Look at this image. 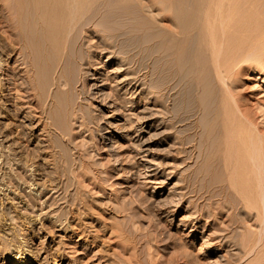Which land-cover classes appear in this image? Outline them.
I'll list each match as a JSON object with an SVG mask.
<instances>
[{"label": "rangeland", "instance_id": "1", "mask_svg": "<svg viewBox=\"0 0 264 264\" xmlns=\"http://www.w3.org/2000/svg\"><path fill=\"white\" fill-rule=\"evenodd\" d=\"M0 1V8L9 2ZM222 1L219 7L228 10L224 22L230 20L222 40L227 55L234 51L232 66L219 80L210 61L198 62L202 90L191 100L187 80L167 71L164 55L174 41L180 46L179 19L199 29L203 12L218 0H179L188 19L170 11L174 0H121L124 27L103 29L98 16L76 37V55L84 59H76L75 81L60 79L52 88L57 69L55 75L48 71L51 76L45 69L39 73V82H50H40L44 89L29 95L26 111L42 121L30 120L38 129L22 124L20 154L11 138L13 107L0 97V264H17L22 257V264H264L262 168L255 170L261 172L260 192L253 190L258 198L234 192L222 145L228 116L241 117L264 140V58L245 60L247 49L237 46L264 25V0ZM15 58L8 59L9 67ZM18 73L17 78L25 74ZM218 81L225 82L223 89ZM203 89L218 101L224 94L233 98L230 110L224 113L218 101L207 108ZM38 176L44 191L29 184Z\"/></svg>", "mask_w": 264, "mask_h": 264}, {"label": "bare ground", "instance_id": "2", "mask_svg": "<svg viewBox=\"0 0 264 264\" xmlns=\"http://www.w3.org/2000/svg\"><path fill=\"white\" fill-rule=\"evenodd\" d=\"M8 1H9L8 3H7V1H5L6 3L3 5V8L1 6L2 10L0 12V97H4V98L6 97L4 100V104H6L7 106L13 107L12 112H13V115H15L14 118L16 117L15 121L17 122V123H15V126L18 127V129L15 127L14 134H13L14 136L11 138H13L12 143L14 144V146L16 148L15 153L20 154V152L23 151V150L20 151V149L23 147L22 141L20 142L21 129H22V127H24L22 124H24L26 122L31 127V129H36L37 127L35 128V125L31 126L32 123L30 120H34V122L36 121L37 124H39L42 121V117H40L42 115L37 116V115L32 114L33 113L32 111L31 112L26 111L27 109L28 110L30 109L29 105H28L29 95L31 93L33 94V92L36 90L41 91L44 89L42 86L43 84L42 85H40V84L46 79L43 78V81L42 82L40 81L41 82L40 83L39 78H41L42 75L40 77L39 73H41V71L42 70L44 71V69H45V70H47L46 72L49 71L51 74L54 72L53 74L55 75V71L57 69V71H56L57 76L56 77L53 76L54 78L52 77V81L50 83V87H52V88L58 87L57 85L59 84L58 82L61 81L60 79H63L66 81H68V79H71V81L70 80L69 81L73 82L75 75L78 73V71L76 69L77 66H75V65L77 62L79 63V61L81 60L79 58L80 57L79 53H78L79 55L77 57V55H76L77 51L74 48V46H75V43L77 42L76 37L77 38L79 37L78 35H80L79 33L82 32V29H86L88 26L92 27L93 24L96 22L98 16H101L99 25L103 29L114 28V27H118V26L124 27L125 23L128 20H127L126 15H125L126 13L124 14L123 13L124 11L121 9V11H123V12H121L119 9L120 4H118V3L121 0H101V1H98V2H101L102 5L101 4L99 5V3L97 5V0H8ZM180 1L182 3V0H180ZM215 1H217V0H215ZM218 1L219 2H218V4H215V6L216 5L217 6L216 7L214 6L215 7L214 9H211L209 11L207 10V11L203 12L204 13L203 14L204 15L203 16L204 22L202 23V26L200 25L199 29L196 28L198 26H194V25L190 26L191 22L189 23L187 21L189 23V25H188L187 22H185V20L183 22L182 19L180 20L179 18H177L178 16H180L181 18L185 17L188 19V17H186V16H187V14H189V12L187 13V11L181 7L182 4L179 2V0L178 1L174 0V3L171 2L173 4V8L170 11H172L173 14L177 15L176 19L177 20L179 19V22L182 21V23H183V24L181 23L183 25V27H181L179 25L181 33L183 36H180V37L176 36V37H178V39H180L178 42L180 46H177L175 44V41L174 42L172 41L173 44L175 45L174 46L175 48L174 47L173 48L171 47L172 49L167 48L168 50L166 51V54L164 55L165 60H167L165 62L166 66H165V64H163V65L166 67L167 71L172 72V74H177V75L179 74L180 80H183V81L187 80L186 84H185L186 85L185 86V92H186V95L188 96L187 97L188 100L192 97V95H193V97L195 96L194 95L195 90L197 91L200 89L199 82L197 80V71H198V67H199L198 62H200L201 60L202 61H210V64H212L211 67L213 66V68L215 70L214 73L217 74L219 80H223L222 79L223 77L221 74L222 73L227 74V72L229 70V69L227 70L228 65H229L228 63H230L229 59L231 61L234 58V57L229 58V55L231 53H233L234 51H232V52L230 51L231 53H228V55H227L226 50H228L229 48H227L228 46L225 48V46L228 44L226 43V45H225L223 43V40H222V36L225 37L226 35H228V34H226V26L227 25L225 23L229 22L230 20L229 21L226 20V22H224L226 17H227V15L224 14V12L228 11V10H226V7L224 6L225 10L223 9L224 11H222L221 10L222 8H220L219 5L223 1L222 0H218ZM234 1H236V0H234ZM0 3L2 5L1 1H0ZM241 4H242V2H241ZM245 4L247 5L248 3H245ZM117 5H119V6H117ZM246 5H245V7H246ZM98 6H102L104 11L100 10V7L98 8ZM247 6H250V5H247ZM221 7H222V5H221ZM230 7L232 8L233 5L230 6V4H229L228 8H230ZM206 8H207V6H206ZM231 8L229 9V11L231 10V11L235 12L238 9L237 7H236L237 8L236 10H234L235 9L234 7H233L234 9L232 8L233 10ZM249 8H251V7H249ZM239 9H240V7H239ZM231 13H233V12H231ZM102 14H103V16H102ZM227 14L230 17V15H229L230 12H227ZM245 14H247V13H245ZM253 14L255 15L256 13H253ZM233 15H234V13H233ZM245 17H246V15H245ZM227 19H229V18H227ZM232 19L234 22V17ZM240 19H241V16H240ZM245 19H247V18H245ZM253 20L255 22V19H253ZM237 21H236V23H237ZM244 24H246V23H244ZM244 24H243V26H244ZM175 25H176V23H175ZM262 25L258 26V27H254L253 29L250 28L251 30H254V31H252V33L251 32L249 33V31H248L250 36L247 37L246 39L243 37V32L240 31L241 32L240 35H242V37L245 39V40L243 39L244 42H241L242 45L237 44L238 43L237 41L240 42V40L242 38L237 39V41H235L237 43L232 41V43L234 42L233 45L235 44V46H236V44H237L238 47L241 46V50L243 49V51H244V48L247 49L246 54H248V55H246V58H244L245 60H247V58L250 61H251V59H254V58L256 59L257 57L262 58V59L264 58V25H263V28H261ZM192 26H193V28H192ZM229 26H231V24ZM233 27H235V25L234 26L232 25V28ZM250 27H251V25H250ZM230 28L228 30H230ZM238 29H240V27ZM193 30H194V32H193L194 35L192 33ZM224 30H225L226 35L223 34ZM230 32L228 31L227 33H230ZM190 33H192V34L189 35ZM232 34H233V31H232ZM237 34H236V37L238 36ZM245 34H247V33H245ZM233 36H234V34H233ZM192 38H194L195 40ZM186 39L188 41V42L186 41L187 44L184 43V41ZM180 41H182V42H180ZM224 41H226V39ZM180 43L181 44L184 43L185 46H182ZM232 43H231V45H232ZM74 49L76 52H73ZM243 51H241V54H243V56H241V57H245V55H244L245 52L243 53ZM228 52H229V50H228ZM236 54H237V52H236ZM14 55H17V59L15 58L16 60L14 61L15 65L9 67L8 59H10L12 56L14 57ZM82 56H83V54H82ZM82 56H81V58H83ZM248 56L252 57V58L250 59ZM230 57H232V54ZM76 59H80V60H76ZM44 61L46 62V64L44 63ZM237 61H236V63H237ZM39 65H42L43 67L39 66ZM73 66H75L76 71L74 70ZM200 66H201V64H200ZM21 70L22 71L24 70L25 74H22V78H17V76L19 74L18 72ZM205 70H206V68H205ZM226 70H227V72H226ZM46 72H44L43 74H45ZM49 72L46 74L49 75ZM51 74L49 76H51ZM200 74H201V72H200ZM19 76H21V75H19ZM49 76H44V77H49ZM198 76H199V74H198ZM172 78H174V77L172 76ZM75 79H74V81H75ZM47 80H48V78H47ZM47 80H46V83L48 84L50 81L49 80L47 81ZM137 82H139V81L136 80V83ZM221 82L218 81V83H221ZM222 83H224V85H225V82H222ZM222 83H221V86H222ZM44 85H45V83H44ZM139 85H140V83H138V86ZM47 86H45V87H47ZM69 86H71L70 83H69ZM224 87L222 86V89ZM45 89H47V88H45ZM200 90H202V89H200ZM209 91H210V89H209ZM209 91H207L209 94L208 95L206 91L204 93V89H203L204 94H201L202 95L201 97H202L205 105H207V108L209 107L210 110H212L217 105L218 100H216L214 95L210 94L211 91H210V93H209ZM226 91H228V90H226ZM226 91H224L223 93H226ZM6 92H8V93H6ZM224 95H222L221 98L220 97L218 98V96H216V97L218 99H220V101H218V106L221 107V110H223L224 113H227L230 110L229 106H230L231 101H232L231 99H233V98H231L229 96L226 97ZM226 95H229V94H226ZM33 97H35V96L33 95ZM198 98L200 99V97H198ZM227 98H229V99L231 98V99L228 100ZM219 102H220V105H219ZM235 105L237 107V104H235ZM231 106H232L231 107V109H232L234 105H231ZM234 109H236V108H234ZM236 110L238 111L239 109H236ZM6 114H7L6 110L1 111L2 118H5ZM231 116H234V114H232ZM228 117H230V116H228ZM228 117H226L225 123H224V142L222 143L223 148H224V153H223L224 154L223 155L224 156V164L228 168V169L226 168V171L227 170L231 171V172L228 171L227 174L229 175V172H230L231 184L233 186L232 188L234 189L233 191L237 192V190H238L239 192H241V195L248 198L249 195L253 192V190H255L256 186L257 185L259 186L261 184V183L259 184L260 181H259V177H258L260 175V173L262 172V174L264 175V140L261 139L260 136H259L260 139L257 138L256 136H253L254 135L253 132H250V131H252V129L248 130L249 127L246 128V123L242 124V122H241L242 119H239L241 117L237 118L235 116L233 119H232V117L231 118H228ZM19 118H21V119H19ZM44 127L46 128V126H44ZM250 128H253V127L250 126ZM42 129H44V128H42ZM254 133H256V132H254ZM10 136H12V133ZM7 137L4 136V139H3L4 142H6V143L10 142L9 141L10 138L8 139ZM263 137H264V135H263ZM4 166H5V164H4ZM34 168L35 167H31L29 169V171L33 173L34 171H36ZM256 168H262V171L258 174V172H257L258 170L255 171ZM33 176H35V175H33ZM41 179L42 178H40V176H38V178H35L34 180H32V183H29V184H31V186H33L35 189H38L39 191L40 190L44 191L46 189H45L44 183L42 184V182L40 181ZM263 181H264V179H263ZM229 183H230V181H229ZM4 186H5V184H4ZM261 187L262 188H260V187L259 188L261 189V191L263 190L262 193H264V186H261ZM259 190H257V188H256V192ZM256 192H253V193L256 194ZM262 195H264V194H262ZM239 197H241V196H239ZM263 197H260L259 199H257L256 202H258V200L262 201ZM256 198H258L257 194H256ZM244 199H246V198H244ZM251 199L252 198H250V200ZM251 201H253V199ZM245 202L248 203L247 201H245ZM253 202H255V201H253ZM255 203H253V204H255ZM259 209H260V206H259ZM261 216H264V215H261ZM261 216H259V217H261ZM261 220H262V218H261ZM262 225H264V224H262ZM20 259H23V260H20ZM18 260L19 261H17V264H22L23 261H26V258L22 257V258H18Z\"/></svg>", "mask_w": 264, "mask_h": 264}]
</instances>
